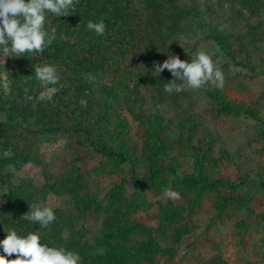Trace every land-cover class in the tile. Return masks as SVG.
<instances>
[{"label":"rangeland","instance_id":"1","mask_svg":"<svg viewBox=\"0 0 264 264\" xmlns=\"http://www.w3.org/2000/svg\"><path fill=\"white\" fill-rule=\"evenodd\" d=\"M139 1L153 18L155 8ZM157 9L171 12L158 17L171 28L159 42L181 60L207 50L223 71L224 87L165 93L158 101L145 94L142 108L112 105L101 122L104 134L111 133L107 143L128 152L131 163L123 165L96 153L81 134L37 130L45 121L93 127L90 116H39L11 129L0 113L9 142L0 144V208L10 192L19 193L10 208L19 218L32 203L53 207L61 218L41 230V242L77 252L81 264H264V0H158ZM5 59L0 56V65ZM214 91L236 109L222 111ZM4 95L0 81V99ZM91 98L99 99V92ZM156 120L164 154L151 137ZM28 152L33 160L23 162ZM197 163L210 180L233 188L189 189L165 170L196 176ZM154 167L163 168L155 183L137 187L134 178ZM169 188L182 199L166 198ZM85 198L91 204L80 213ZM13 222L0 226V240L16 229ZM26 222V235L39 229Z\"/></svg>","mask_w":264,"mask_h":264},{"label":"trees","instance_id":"2","mask_svg":"<svg viewBox=\"0 0 264 264\" xmlns=\"http://www.w3.org/2000/svg\"><path fill=\"white\" fill-rule=\"evenodd\" d=\"M136 1L138 0H79L74 4V10H69L67 17L47 14L46 30L50 31L55 27L56 39L43 53L5 57L8 64L0 65V69L2 67L8 69L11 92L0 99V113L11 124V129L20 128L23 123L29 125L31 124L29 119L39 116L45 119L90 116L95 119L93 127L81 125L60 127L45 121L41 122L42 125H39L37 130L49 134L58 131L81 134L96 153L119 165L131 163L126 150L115 149L107 143L106 139L111 138V133L104 134L101 121L106 119V112L113 107L112 105L142 108L145 94L153 97L154 101L163 99L166 95L163 91L164 84L173 79L167 70L159 77L152 75L153 62L162 63L167 54L172 52L163 41L158 40L160 36L170 37L171 34V28L163 25L158 17L164 13L168 16L171 12L157 9L158 0H146L148 3L145 4V8H155L152 10L153 18L150 19L144 15L145 9L140 7V1ZM247 4L250 11L254 12L251 5ZM89 20L93 22L102 20L105 23L106 31L103 36H97L87 30ZM218 43L221 49L225 50L221 40H218ZM0 56H3L2 52ZM45 63L57 67L61 76L57 85L42 87L36 80L34 67ZM54 88L58 90L52 91L50 98H43L44 93ZM95 92H99L100 98L93 100L91 97ZM212 96L222 111L236 109L227 103L218 91H214ZM156 122L154 121L156 127L151 130V137L159 151L164 154L166 151L160 138L163 130L160 122L157 120ZM5 128L6 126L0 123V144L3 146L9 145L8 139L4 136ZM120 132H113L114 137ZM13 137L15 139L14 134ZM25 155L26 157L23 156L21 159L23 162L33 160L29 152ZM162 170L161 167H154L143 176L134 178L136 186L153 185L162 174ZM165 170L189 189L203 187L222 192L233 188V185H224L219 180H210L203 174L199 163L196 166V176L178 178L172 166ZM18 200L17 192H10L5 198V205L0 208V226L9 227L14 220L15 228L21 230L17 231L24 236L28 223L12 214L10 209ZM90 201L89 198L83 200L80 204V213L90 206ZM60 218H56V221ZM8 259H15V255Z\"/></svg>","mask_w":264,"mask_h":264},{"label":"clouds","instance_id":"3","mask_svg":"<svg viewBox=\"0 0 264 264\" xmlns=\"http://www.w3.org/2000/svg\"><path fill=\"white\" fill-rule=\"evenodd\" d=\"M79 0H0V52L4 57H20L23 54H39L50 46L56 39V28L46 30V16L53 14L57 17L69 16V10H74V4ZM87 30L97 36H103L106 31L105 23L100 20H89ZM6 60V59H5ZM4 60V64H5ZM152 75L159 77L167 70L172 80L164 84L163 91L167 94H179L185 89L200 90L206 86L218 89L224 87L225 77L222 69L212 59L205 49H199L192 54L191 60H181L179 56L168 53L162 63L153 62ZM35 78L42 87L57 85L61 80L57 67L48 63L34 67ZM0 81L6 94L11 92L9 72L0 73ZM179 82V83H178ZM58 89H50L56 91ZM8 155L11 154L10 150ZM166 198L172 201L182 199L180 192L171 188L164 191ZM28 212L21 219L38 223L39 229L18 235L17 230L9 228L5 238L0 240V264H81V256L64 247H50L42 243L44 232L51 230L56 221L54 208L43 202L28 205ZM69 232L65 229L61 239H68ZM15 255V259H8Z\"/></svg>","mask_w":264,"mask_h":264}]
</instances>
